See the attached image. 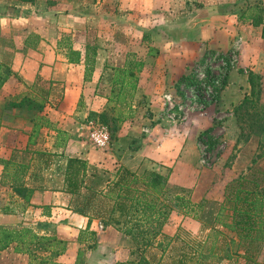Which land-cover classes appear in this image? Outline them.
Masks as SVG:
<instances>
[{
    "label": "crops",
    "instance_id": "crops-1",
    "mask_svg": "<svg viewBox=\"0 0 264 264\" xmlns=\"http://www.w3.org/2000/svg\"><path fill=\"white\" fill-rule=\"evenodd\" d=\"M109 1L122 4L119 8L121 13H98L99 15L96 13L92 19L100 17L111 22L130 21L131 11L135 13L132 9L137 4L140 11L139 19L143 21L137 26L145 28L141 35L145 44L140 46L154 54V57L144 56L140 60L132 97L131 92L124 89L123 95L126 96L127 103L117 106L118 111L123 114L119 123L133 119L137 108L147 112L146 115L138 117L142 124L151 120L157 128L161 124L158 122L160 120L172 125L171 120L167 118L169 112L166 109V98L170 96L174 101L184 98L182 92L187 91L194 83V79H178V76L184 74L185 67L194 58L204 56L209 50L228 49V32L235 34L240 28L226 23L217 25L212 21L218 20V14L221 16L222 13L224 15L226 13L221 11L222 13L210 16L211 12L205 7L200 10L194 9L192 0H107ZM164 4H167V7H170V4H177V8L171 11L166 8L167 15L162 12L159 14L160 10L164 9ZM130 5H133L132 8ZM42 15L44 17L39 20L44 19V23L48 24H42L40 30L26 29L27 38L39 36L40 40L33 42L31 38V43L13 47L14 55L8 64L0 60V71L6 67L11 73L0 86V160H11L26 165L27 170L21 181L24 187L34 189L29 205H26L24 210L21 208L23 200L20 194L10 189L13 195L11 207L14 210L11 215L19 216L20 212H24L20 215L22 219L31 220L30 217L37 210L39 221L44 217L53 224L60 223L62 228L67 223L73 224L79 230L91 231L93 225L97 228L98 223L95 224L94 220H91L88 225V219L77 214L76 207L72 209L73 203L75 202L77 206L85 190L81 189L80 195L64 192V168L68 158L86 161L85 183L96 190L105 188L118 166L131 171L137 170L123 163L119 165L106 163L108 167L105 169H108V172L105 174L100 170L102 175L96 174L93 167L98 165V162L94 155L91 156L92 150L88 149V152V146L80 137L79 128V121L83 118L90 115L100 116L104 110L107 111L106 108H112L113 104L108 101L118 93V86L114 84L113 79L115 69L130 63L126 56L128 47L124 48L125 45L122 47L121 54L124 59L118 62L119 55L113 50L115 45L108 46V53L113 55L111 60L114 62L110 64V61L102 58L101 53L104 51L97 45L85 42L65 47L61 43L60 26L65 25V22L70 25L73 21H85L88 17L83 11L59 12L56 15L59 19H56L50 10L44 11ZM146 19H150L149 21L155 19L156 23L152 25L145 22ZM245 25L241 24L242 27ZM84 27L85 22L82 28ZM247 27L253 28L251 25ZM249 48V45H241L240 50L234 52L238 58L237 66L246 67L248 57H251V63L256 61L257 55ZM94 49L96 53L93 62H86L85 52L87 50L92 52ZM72 51L79 53L78 59L74 61L70 60ZM128 80L126 79L125 83ZM247 84L248 79H226L216 93L214 102L216 105H204L198 114H189L184 123L193 124V128L210 126L214 117L225 113L229 107L233 108L236 102L243 98ZM39 99L43 100L41 108L33 101ZM126 110L129 116L125 115ZM151 171L159 172L156 169ZM1 173L2 166L0 176ZM41 206L51 207L48 217L43 216L42 209L39 208ZM60 212L62 217L59 218L57 215H60ZM0 217H3L1 213ZM54 217L59 219L55 220ZM28 224L40 223L32 221ZM68 239L70 242H86L79 237ZM3 254L5 253L0 252V260L4 258Z\"/></svg>",
    "mask_w": 264,
    "mask_h": 264
},
{
    "label": "rangeland",
    "instance_id": "rangeland-1",
    "mask_svg": "<svg viewBox=\"0 0 264 264\" xmlns=\"http://www.w3.org/2000/svg\"><path fill=\"white\" fill-rule=\"evenodd\" d=\"M192 1L194 9L200 10L205 7L211 12L210 16L217 15L221 11L225 12L226 15L221 12V16L218 14V20L215 19L212 22H216L217 25L233 24L240 30H237L235 34L228 32V49L209 50L210 52L208 51L204 56L198 59L194 58L185 67L184 74L178 76V79H196L198 70L203 72L209 67L213 69L210 70L212 73L210 76H215L219 73L218 69L223 67L221 65L223 62L227 64L223 68L224 81L226 79H248L250 75H253V86L248 82L243 98L236 102L233 108L229 107L225 113L222 112L214 117L212 124L208 127L193 128V124L187 125L184 122V124L173 123L170 125L159 120L158 122L161 124L156 128L151 120L142 124L138 117L146 115L147 112L137 108H135L136 112L133 114V119L125 123L111 122L112 114L116 115V112L110 111L111 108H106L107 111L104 110V113H107L106 124L101 121L102 114H100L101 117L90 115V117L79 121L80 137L88 146L87 150H92L91 156L94 155V159L98 162V165L93 167L96 174H101L100 170L104 171L105 174L108 172V169H105L108 167L106 163L118 165L123 163L131 169L137 168L139 172L156 169L169 176V187L172 193L185 195L195 205L202 206V211L196 219L192 216L183 218L173 214L163 228V232L167 235H173L175 232L178 234L189 233L190 237L206 234L208 225L213 222L220 205L223 204L227 207L224 200V188L228 182L243 173H247L248 169L257 170L264 176V156L258 158L264 149V132L259 131L264 127V121L259 120L260 114H264V40L260 38V28L247 27L249 24L242 27V23L238 20L241 12L256 3H260L264 9V0ZM121 6L120 3L107 2V0H100L99 3L98 0H34L33 3L0 0V60L8 64L14 55L13 47H20L27 42L40 40L39 36L35 38L31 36L32 41L30 36L27 38L26 29L40 30L42 24H48V22L44 23V19L39 20L44 17L42 14L47 10L53 12L54 16L59 12L76 11L78 13L80 11L81 13L83 11L88 17L85 21H73L70 25L65 22V25L60 26L62 31L59 38L65 47L67 45L72 47L85 42L93 46L97 45L100 50L104 51L101 53L102 58L110 61V64L114 63L111 60L113 55L108 53V46L111 45H115L113 50L119 55L117 57L118 62H122L124 59L121 54L124 45V48L128 47L126 56H128L130 63H140L144 56L154 57L153 52H149L140 46L145 44V40L141 37L145 28L137 26L139 22L143 23L139 19L138 12L140 11L137 4L132 9L135 13L131 11L130 21L111 22L100 19V17L99 19H92L93 14L96 13H121L119 10ZM132 6L130 5L131 8ZM163 7L164 9L160 10L159 14L162 12L167 15L165 9L168 8L171 11L173 8H177V4H170V7L164 4ZM56 19L59 17L56 16ZM149 20L146 19L145 22L152 25L156 23L155 19ZM84 22L85 27L82 28ZM84 29L85 31H83ZM246 44L257 55L258 58L255 59L257 63L256 61L251 63V57H248L249 62L246 67L237 66V61L231 66L228 60L232 61V54L239 51L241 45L247 46ZM236 59L238 60L237 55ZM245 97H250L252 104L250 107L249 104L242 106V114H240L239 123H237L233 116L234 108L242 104ZM146 118L150 119L147 116ZM88 120L101 124L107 129L109 141L105 148L97 149L92 145L86 129ZM206 129H211L208 133V136L211 137V143H213L210 149L205 145L207 138H200L201 133ZM94 181L96 182V180ZM1 186L0 209L6 204L12 205L11 198L13 197L7 185L2 184ZM261 187L264 191V180ZM19 206L21 207V205ZM43 207L46 206L39 208L42 209L43 216L48 217V211L51 210V207L48 206V210ZM75 207L76 203L74 202L72 209ZM22 213L20 212L19 216L2 214L0 228H29L39 236L55 237L59 244H54V246L58 249L63 247L61 254L53 258L56 262L64 264H115L118 261L130 259V250L133 249L131 238L118 232V228L114 225H106L97 219H93L94 223H100L103 229L100 230L97 225V228L93 225L91 231L79 230L73 224L68 225L67 223L64 229L60 223L53 224L48 218L43 217L42 221H39L37 210L30 217L31 220L24 221L23 217L20 216ZM57 217H62L61 212ZM57 217L54 219L58 220ZM32 221L40 224H28ZM202 224H206V226H202ZM74 237H79L86 242H70L68 238L74 239ZM128 239L130 240L128 241ZM98 241H102V243H98ZM1 252L5 253L3 254L5 256L0 260V264H40V259L47 256V252H43L40 245L32 246L29 254L14 253L13 247ZM257 261L258 264H264V246ZM238 264H242V261L239 260Z\"/></svg>",
    "mask_w": 264,
    "mask_h": 264
},
{
    "label": "trees",
    "instance_id": "trees-1",
    "mask_svg": "<svg viewBox=\"0 0 264 264\" xmlns=\"http://www.w3.org/2000/svg\"><path fill=\"white\" fill-rule=\"evenodd\" d=\"M238 20L242 24L260 28V38L264 40V9L260 3L241 12ZM95 53V49L92 52L87 50L86 62L92 63ZM78 56L79 53L70 52V60L74 61ZM139 69L140 63H128L115 69L113 79L118 86V93L108 101L113 104L110 111L116 112V115L112 114L110 117L112 123L122 121L123 114L118 111L117 106L127 103L126 96L123 95L124 89L130 91L132 97ZM10 74L6 67L0 71V86ZM126 79H129L127 83ZM253 81V75H250L248 82L252 86ZM33 101L38 108L42 107L43 100ZM245 104L250 107V97H245L242 104L235 106L233 116L237 123ZM106 114L102 113L103 124L107 123ZM125 115L129 116L127 110ZM259 120L264 121V114H260ZM210 131L211 129H206L200 135V138H207L205 145L209 149L213 144L208 136ZM259 131L263 133L264 127ZM262 156L264 149L258 158ZM0 165V184L7 185L20 194L24 210L34 192V189L24 187L21 181L27 166L11 160H0ZM86 167L87 163L82 159H67L64 192L80 195L81 189H84L85 194L79 200L75 212L87 218L88 225L91 220L97 219L106 225L116 226L118 232L131 238L133 249L130 250V259L115 264H238L239 260L242 264H258L257 260L264 246V191L261 187L264 176L259 171L248 169L247 173L228 182L224 188L227 207L220 205L206 234L190 237L189 233L175 232L167 235L163 232L173 214L196 219L202 211V206L192 203L189 197L171 192L168 175L156 171H131L118 166L105 188L96 190L85 183ZM0 213L10 215L14 210L11 205L6 204L0 209ZM54 244H59L55 237L39 236L29 228H0V252L13 247L14 253L29 254L32 246L40 245L42 251L47 252V256L40 259V264H63L53 260L63 251V247L58 249Z\"/></svg>",
    "mask_w": 264,
    "mask_h": 264
},
{
    "label": "built area",
    "instance_id": "built-area-1",
    "mask_svg": "<svg viewBox=\"0 0 264 264\" xmlns=\"http://www.w3.org/2000/svg\"><path fill=\"white\" fill-rule=\"evenodd\" d=\"M232 55V61L228 60L231 66L237 61L235 53ZM221 65H223V67L218 69L219 73L215 76H210L212 74L210 70H213L211 67L203 72L196 70L197 74L194 83L191 87H188L187 91L182 92L184 98H179L177 101H174L170 96L166 98V109H168L169 112L167 118L171 120L172 124L183 123L187 120L189 114H198L199 109L204 107L205 104H215L216 93L222 87L225 80L223 79L225 76L223 68L224 65L227 66V64L222 62ZM86 129L89 139L95 148L103 149L106 147L109 141V134L104 126L92 120H88L86 122ZM97 227L100 230L103 229L100 223Z\"/></svg>",
    "mask_w": 264,
    "mask_h": 264
}]
</instances>
